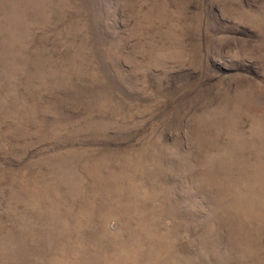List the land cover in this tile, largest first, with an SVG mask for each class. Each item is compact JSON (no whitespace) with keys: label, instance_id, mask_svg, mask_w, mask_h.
I'll use <instances>...</instances> for the list:
<instances>
[{"label":"rangeland","instance_id":"rangeland-1","mask_svg":"<svg viewBox=\"0 0 264 264\" xmlns=\"http://www.w3.org/2000/svg\"><path fill=\"white\" fill-rule=\"evenodd\" d=\"M0 264H264V0H0Z\"/></svg>","mask_w":264,"mask_h":264}]
</instances>
